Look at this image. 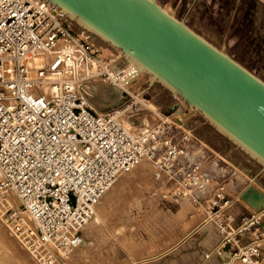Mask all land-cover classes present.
Segmentation results:
<instances>
[{"label":"built area","instance_id":"built-area-1","mask_svg":"<svg viewBox=\"0 0 264 264\" xmlns=\"http://www.w3.org/2000/svg\"><path fill=\"white\" fill-rule=\"evenodd\" d=\"M39 55L44 64H32ZM123 57L75 29L49 0H0V198L16 192L40 241L57 250L82 243V229L103 195L143 160L152 163L154 187L164 200H197L211 180L194 164L202 142L182 118L132 129L121 110L98 112L90 105L94 83L123 86L136 73ZM219 191L212 205L220 208L208 220L232 204ZM263 217L251 213L224 236L222 248L250 232L256 237L234 253L244 264H262Z\"/></svg>","mask_w":264,"mask_h":264},{"label":"rangeland","instance_id":"rangeland-1","mask_svg":"<svg viewBox=\"0 0 264 264\" xmlns=\"http://www.w3.org/2000/svg\"><path fill=\"white\" fill-rule=\"evenodd\" d=\"M157 1L165 10L184 20L189 27L264 81V0ZM72 22L78 31H87L78 22L74 20ZM87 33L94 43L108 49L109 52L118 51L117 48L104 43L98 36L88 31ZM123 58L127 64L132 63L129 57L124 55ZM135 78L137 80L132 89H125L123 86L106 81L94 83L89 97L90 105L98 112L121 110L123 119L132 129L145 130L161 119L174 121L173 119L177 120V117H181L187 129L202 142L194 164L196 166L200 163L201 167L203 166L210 174L209 185L200 192L197 200L192 196V198H184L186 195L164 200L154 187L153 165L150 161L144 160L149 173L142 179V184L138 186L132 183L125 195H114L111 201L109 200L110 204L106 208L102 207L100 211L98 204L96 218L94 216L83 227L84 240L76 249L70 252L57 249L53 252L47 250L44 252L51 256L53 264H123L131 258H135V262H138L141 260L139 257L143 256L139 251L144 249L139 236L147 233L141 231L137 221L141 214L151 212L148 201L161 198L163 201L176 203L173 210L177 213L174 236H179L178 234L192 228L210 213L219 210L220 207L212 205L215 192L219 189L224 195L223 201H233L219 216L209 219L211 223L203 226L202 230L207 232L205 244L209 245L216 229L224 236L233 233L240 227L242 221L250 216L247 209L242 207L244 203L235 200L236 195L251 183L264 187V165L250 152L201 112L194 108L190 110L179 95L165 83L155 79L148 71L144 70L142 76L136 75ZM181 109L184 110V117L180 116ZM184 200L188 201L181 204ZM5 212L7 220L13 222L16 229L22 230V226L19 225L22 216L17 207H9ZM261 220L263 222L264 217ZM0 221L4 223V220ZM2 222L0 223V258L7 264H36L6 223L4 225ZM244 234L246 232L243 230L242 234L237 235L230 242V245L234 246L233 252L238 245H242L240 237ZM255 237L251 236V238ZM149 246L150 244H146L145 248ZM228 246L225 245L224 250ZM219 252L222 253V250ZM169 257L172 258L174 255L171 254ZM236 264L243 262L237 259Z\"/></svg>","mask_w":264,"mask_h":264},{"label":"water","instance_id":"water-1","mask_svg":"<svg viewBox=\"0 0 264 264\" xmlns=\"http://www.w3.org/2000/svg\"><path fill=\"white\" fill-rule=\"evenodd\" d=\"M264 161V81L157 0H49ZM264 210V190L241 195Z\"/></svg>","mask_w":264,"mask_h":264},{"label":"crops","instance_id":"crops-1","mask_svg":"<svg viewBox=\"0 0 264 264\" xmlns=\"http://www.w3.org/2000/svg\"><path fill=\"white\" fill-rule=\"evenodd\" d=\"M187 201L184 200L181 204ZM147 203L151 205V212L141 214L137 221L141 231L149 234L143 233L141 237L139 236L140 243L144 245V249L139 253L143 256L139 257L141 260L138 262H135V258H131L123 264H224L232 257L238 256L233 252V245L229 246L231 249L228 251L224 250V247L222 248L224 235L218 229L211 236L209 245L205 244L207 232L202 228L211 223L207 217L189 228L190 230L181 232L178 234L179 236H174L177 213L173 210L176 203L163 201L161 198H153ZM245 205L242 204V207L246 208L249 214L253 213ZM261 227L264 230V221ZM251 236L250 232H246L240 237V244L248 243L252 239ZM183 237L185 238L182 239ZM186 238L190 241H187ZM180 243L182 244L179 245ZM146 244H150V246L145 248ZM220 250L222 253L219 252ZM151 252L154 254H150ZM171 254L174 257L170 258Z\"/></svg>","mask_w":264,"mask_h":264},{"label":"bare ground","instance_id":"bare-ground-1","mask_svg":"<svg viewBox=\"0 0 264 264\" xmlns=\"http://www.w3.org/2000/svg\"><path fill=\"white\" fill-rule=\"evenodd\" d=\"M74 21H76V20H74ZM76 22L80 23L79 21H76ZM106 50L109 51L108 49H106ZM127 57H129V56H127ZM45 60H46V57L39 55L35 59H32L31 63L34 65H41V64H44ZM130 60H132V63L127 64V68H126L128 71L135 70V72H136L135 74L138 75L139 77L142 76V72L144 70L148 71L147 69H145L142 65L138 64L132 58H130ZM135 74H133L130 78H128V80H125L123 82V86L125 88H128V87L130 88L132 84L134 85L135 80H137L135 78V76H136ZM185 104H187V103L185 102ZM188 108L190 110H191V108L192 109L194 108V109H196V111H199L197 108H195L193 106L188 105ZM183 111H184L183 109L179 110V112L181 113L180 116L184 117L185 114ZM122 119H123V117H122ZM248 152H250V151H248ZM250 153L258 161H260L264 165V161L261 158H259L253 152H250ZM148 173H149V168H148V166L144 160L142 162H140L138 165H136L130 171H126V172L121 173L120 176L118 177L117 181L114 183L115 185L113 184V186L101 198L100 203H99L100 209H98V210L100 211L101 209H103L102 207L106 208V206H108L110 204L109 200L111 201V199L114 195H117V196H120L121 194L125 195L132 183H135L138 186L141 185L142 179H144L148 175ZM1 176L2 175H1V170H0V178H1ZM251 176L253 177V175H251ZM251 184H253V183H251ZM257 186H259L261 189L264 190L263 186H261L259 184H257ZM242 193L243 192H241L240 194H237L235 197V200L238 199L239 202H243L244 204H246L247 202L244 199H242V197H241ZM1 198H2V200L0 201V204H1L0 205V220H4V223L2 221H0V223L2 222L4 225L6 223V226H8V228H10V230L12 231V234L15 236V238L24 246L26 251H28V253H30V256H32L31 258L32 259L34 258L33 260L36 262V264L37 263L38 264H53V260L51 259V256L47 255L48 253L44 254V252L46 250L53 252L56 249L55 245L53 243H43L40 241V239L38 238V234L35 230L36 229V223L33 220V218L31 217V215L21 207L22 201H21L20 197L17 195V193L14 191H9L4 195V197H1ZM246 205L248 208H250L252 210L253 213L257 212L258 216L264 214V210L257 211L251 205H249V204H246ZM12 206L17 207L19 212H21L22 218H21V220H19L20 221L19 225L22 226V228H23V229L21 228L22 230L16 229L14 226V223L13 222L10 223L9 220H7V216H6L5 211L9 207H12ZM94 216L96 218V215H94ZM28 235H31V237H29ZM229 249H231V248H229V246H228V249L226 248L225 250L228 251ZM237 259H239V256L232 257L229 261L224 262V264H236ZM0 264H7V262L0 258Z\"/></svg>","mask_w":264,"mask_h":264}]
</instances>
